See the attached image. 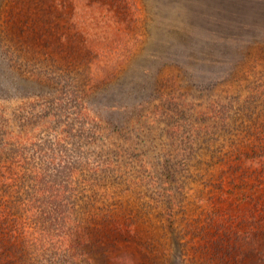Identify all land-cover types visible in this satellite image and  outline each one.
I'll list each match as a JSON object with an SVG mask.
<instances>
[{
  "label": "rangeland",
  "instance_id": "obj_1",
  "mask_svg": "<svg viewBox=\"0 0 264 264\" xmlns=\"http://www.w3.org/2000/svg\"><path fill=\"white\" fill-rule=\"evenodd\" d=\"M74 49H79L81 60L76 69H68L67 58ZM211 64L219 80L216 87L204 92L198 87L199 79L211 74L207 67ZM57 75H63V80L56 79ZM89 77L99 81L96 86L123 80L116 87L122 86L124 95L130 92L132 79L152 78L154 83L172 80L174 87L170 89L184 95L178 102L182 104L177 103L181 114L160 124L154 119L142 127L135 124L142 130L148 154L142 158L143 169L138 163H133V168L163 177L168 172L167 162L184 160L179 167L186 168L185 174L193 178L186 189L192 188L194 193L190 194L198 197L184 199L183 206L171 212L153 199L160 188L140 185L138 190L132 188L122 194L120 185L129 183L124 182L123 174L109 173L101 188L89 192L96 200L89 203L96 204V213L109 207L114 220L135 225L134 235L120 243L122 247L112 255L136 260L134 240L146 243L150 235L160 257L173 220L177 235L195 237V248L204 239L201 247L209 248L203 252L206 255L190 256L187 264H199L200 257L208 260L206 264H259L258 259L264 256V171L255 174L256 178L243 188L244 182L233 179L228 170L231 161L207 171L210 155L224 157L226 149L221 145H228L230 139L218 134L217 141L210 140L211 134L205 131L208 124L202 123H207L203 121L212 100L223 101L222 107L240 94L239 104L243 106L246 97H262L252 107L263 115L254 122L264 128V89H260L264 84V0H0V119L9 128L18 131L17 112L25 115L23 123L27 118L34 120L37 110L34 112L31 106L40 95L46 99L49 94L80 91L78 82ZM111 88L108 91L113 90L114 95L116 89L120 90ZM146 93L155 98L159 95L154 89ZM98 94L111 96L103 89ZM116 96L122 97L118 93ZM105 101L113 103L112 99ZM182 124L183 129H179ZM193 127L196 130L192 131ZM188 141L198 149L195 158L176 150L177 146L188 147ZM169 151L171 155H167ZM156 153L159 158L155 160ZM149 161L161 164L151 168ZM179 167L169 168L177 178L183 173ZM221 168L223 187L204 192L210 202L201 203L202 186L214 184L222 174ZM125 210L130 213L125 214ZM220 227L221 233L234 230L214 236ZM219 241L223 244L220 247ZM150 258L155 259V255L150 254Z\"/></svg>",
  "mask_w": 264,
  "mask_h": 264
},
{
  "label": "trees",
  "instance_id": "obj_2",
  "mask_svg": "<svg viewBox=\"0 0 264 264\" xmlns=\"http://www.w3.org/2000/svg\"><path fill=\"white\" fill-rule=\"evenodd\" d=\"M80 60L79 49L72 50L67 58V68L76 69ZM207 67L211 74L202 76L198 86L204 92L216 87L219 80L218 73L212 71L214 64ZM88 68L93 70V66ZM62 76L57 75L56 79L62 81ZM150 79L130 80L132 86L128 91L131 94L127 92L124 95L122 86L116 87L119 83L123 84V80H116V84L114 80L107 81L96 86L94 83L99 81L89 77L78 82L80 91L58 92L59 96L49 94L46 99H50L47 100L40 95L38 100H33L31 108L34 112L37 110L35 115L30 113L35 116L33 121L27 118L23 123L25 115H18L21 113L17 112L18 131L9 128L10 125L0 119V264H187L192 255H206L203 252L209 248L206 245L201 247L206 240H200L195 248L192 246L195 237L177 235L173 220L168 227L171 228L170 237L163 239L165 244L159 251L160 257L155 252L156 241L150 235L148 241L152 242L134 240L136 260L112 255L122 247L120 243L129 241L128 237L134 235L131 233H134L132 226L135 225L131 221L114 220L109 207L96 213V204L89 203L96 201L89 192L95 193V188H101L104 178L112 172L123 174L124 182L129 183L127 186L120 185L122 194L132 188L138 190L140 185L160 188L153 199L165 204L171 212L182 207L184 199H198L190 194L194 193L192 188L186 189L193 178L185 174L186 168L179 167V164L183 167L180 162L184 163V160L167 162L168 172L163 177L140 173L133 168V163H138V167L143 169L142 158L148 154L142 130L137 129L135 124L142 127L150 119L160 124L175 118L181 112L178 102L184 97L172 90V80L154 83ZM53 80L56 82L55 78ZM109 88L120 90L116 89L114 95L113 90L112 94L109 93ZM262 88L264 84L260 86ZM102 89L111 96L98 94ZM152 89L159 92L156 98L146 93ZM165 89L170 91L165 92ZM117 93L122 97L116 96ZM261 98L246 97L243 106L239 104L242 100L239 94L227 103V107H221L223 101L214 99L210 103V111L205 114L203 122L207 123H202L208 124L205 131L211 134L210 140L217 141L218 134L230 139L228 145H221L223 150L226 149L224 157L216 159V153L210 155L206 170L231 161L228 170L233 179L244 182L242 188L256 178L255 174H263L264 171V128H259L258 122H254L256 117L260 119L263 115L252 107ZM108 99H112L113 103L105 101ZM1 113L0 110V117ZM183 124L179 129H183ZM193 130L196 128L193 127ZM190 135L192 138L193 132ZM191 141L187 142L188 147L177 146L176 150L195 158L198 149L193 148ZM169 152L167 155H171L172 151ZM153 157L155 160L159 158L158 153ZM149 163L151 168L161 164ZM178 167L184 173L182 175L181 171V178L169 171V168ZM220 172L222 174L214 184L202 186L200 191L204 195L200 198L201 203L210 202L206 191L214 188L221 190L223 187L222 168ZM205 177L202 175V178ZM210 177L213 180V176ZM236 187L240 186L236 184ZM175 194L180 195V200ZM129 213L125 210V214ZM217 230L214 236H225L234 229L223 233L219 232L222 227ZM221 239L225 244L224 238ZM221 242H217L218 247L223 245ZM150 254L155 255V259H151ZM198 261L199 264H206L208 260L200 257ZM263 262L264 256L258 259L259 264Z\"/></svg>",
  "mask_w": 264,
  "mask_h": 264
}]
</instances>
